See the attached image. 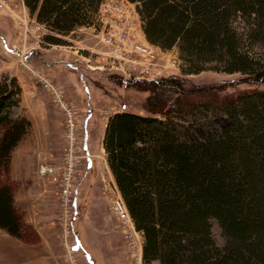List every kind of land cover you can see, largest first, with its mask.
<instances>
[{"label":"trees","instance_id":"16d2710c","mask_svg":"<svg viewBox=\"0 0 264 264\" xmlns=\"http://www.w3.org/2000/svg\"><path fill=\"white\" fill-rule=\"evenodd\" d=\"M101 1L22 0L52 44L95 19ZM125 1L136 4L146 40L162 51L177 45L189 68L150 80L112 76L146 94L143 113H114L103 137L109 170L143 236V261L264 264V60L251 55L264 45V0ZM236 17L247 22L243 35L232 26ZM207 63L239 75L189 83L187 75ZM19 95L14 78L0 77V229L33 244L39 238L14 204L18 185L9 171L31 128L15 114Z\"/></svg>","mask_w":264,"mask_h":264},{"label":"rangeland","instance_id":"374dc122","mask_svg":"<svg viewBox=\"0 0 264 264\" xmlns=\"http://www.w3.org/2000/svg\"><path fill=\"white\" fill-rule=\"evenodd\" d=\"M130 5L136 10V4ZM131 19V31L123 42L125 49L133 47L137 43L151 47L154 50V57L158 60L157 68L161 77L181 75L186 70L188 71V64L179 57L180 53L177 45L165 51L160 50L146 40L140 16L135 12V15L133 14ZM33 21L21 0H0V30L4 35L7 34L8 38L13 39L12 44L15 48L27 49L31 46L36 48L35 50H37L40 56L36 57L34 66L31 65L30 68H27L28 73L36 86L47 96L50 104L61 118L63 149L58 162L53 167H38L40 175L45 177L48 174L50 178H53L55 183V193L52 196L55 201L56 215L54 226L57 230L56 237L61 255L65 263L68 261L69 255L71 259H75L79 264H87L85 262V258H87L86 254H89L94 261L97 259L98 262L103 261L105 263V260H108L105 254L111 251L116 257L117 264H133L132 250L121 231L118 221L109 210V186L111 182L115 184V181L105 167L104 155L101 154L99 149L97 134L101 128L106 126L109 116L122 110V104L126 107L123 108L126 110L124 112L143 113L141 105L146 94L132 89H125L112 78L115 75H122L126 70H130V72L138 71L139 66L138 64H129L127 60H115L112 58V55L115 54V48H109L108 45L101 42L95 19H89L85 25L75 28L67 35L57 36L59 42L55 44L49 43L45 39L47 35H52L47 30L44 32L42 41L36 40L32 29ZM246 23L243 18L236 17L232 21V26L239 34L243 35L246 31ZM244 36L242 42L244 45H248V40L245 41L246 38ZM251 55L264 60V45L254 47ZM174 59L176 60L175 68L171 64ZM46 61L60 64L52 69L50 66H47ZM68 62L76 67L77 69L75 70L77 71H73V78L63 84L57 79L56 75L61 71H69L67 67L63 66ZM218 68V64L207 63L203 66V70L200 73L189 74L187 75V79L189 83L193 84H212L218 80L231 79L239 75H228L221 72ZM215 69L217 70L215 71ZM34 74L47 78L52 86L59 89L62 93V100L74 111L77 124L78 151H76L75 157H73L77 165L74 169L70 170V177L75 190L78 187L86 158L84 157V152L81 150V118L85 103L90 101L94 109L91 121L94 130V140L91 141L94 143L90 149L95 164V171H92L93 178L90 180L93 188L83 186L81 194L76 201L77 207L74 209L72 216L70 233L67 232L66 226L69 208L59 196V178H61L63 172L62 166L64 165L65 156L68 151V143L65 136V115L53 100L51 92L41 87L37 76ZM154 76L157 77V73H154ZM209 117H212V114ZM49 168L52 169L51 173H41V170ZM211 235L215 244L221 247L224 239L220 228L214 220H211ZM69 243L74 244L76 253L69 252ZM151 264L158 263L152 262Z\"/></svg>","mask_w":264,"mask_h":264},{"label":"crops","instance_id":"0c3cea01","mask_svg":"<svg viewBox=\"0 0 264 264\" xmlns=\"http://www.w3.org/2000/svg\"><path fill=\"white\" fill-rule=\"evenodd\" d=\"M22 1V0H21ZM13 39L0 30V77L14 78L20 89L18 106L15 114L25 117L31 124L30 131L13 149L10 157V178L17 183L14 193V204L22 212L25 222L31 226L39 237L38 242L26 244L8 235L0 229V264H66L60 252L57 240L55 219L54 181L47 174L45 177L38 172L39 166H55L63 149L61 137V118L50 104L47 96L33 82L27 68L35 65L37 50L21 53L14 49ZM39 58V57H38ZM19 61V62H18ZM52 69L60 63L46 61ZM63 66L69 69L59 72L56 77L63 84L73 78L77 71L71 63ZM89 106V107H87ZM122 110L126 108L121 105ZM94 109L91 102L85 103L81 118L82 148L86 156L83 172L75 190L74 209L83 186L93 188L94 160L90 149L93 146L94 130L92 117ZM105 127L98 131L99 149L104 155L105 167L111 174L105 158L103 137ZM86 152V154H85ZM114 179V178H113ZM87 264H117L113 253L106 252L108 260L94 261L86 254ZM119 258V257H118Z\"/></svg>","mask_w":264,"mask_h":264},{"label":"built area","instance_id":"2783aa9c","mask_svg":"<svg viewBox=\"0 0 264 264\" xmlns=\"http://www.w3.org/2000/svg\"><path fill=\"white\" fill-rule=\"evenodd\" d=\"M131 3L125 0H102L95 17V24L97 25V31L101 42L108 45L109 48H115V54L112 58L115 60H127L129 64H138L139 70L122 73L123 77L132 79H154L160 76L157 68V59L154 57V50L141 43L134 44L133 47L125 49L124 41L128 37L132 27V16L135 15L134 7H131ZM2 8V5H1ZM132 8V9H131ZM32 29L35 33L37 41H42L46 28L43 24L38 23L33 17ZM14 49L21 55V53H29L36 48L34 46L25 49ZM117 51V52H116ZM149 54V55H147ZM115 60H113L115 62ZM175 68L176 60L171 63ZM156 67V68H155ZM172 68L171 66H169ZM177 67V66H176ZM99 68V67H97ZM133 69V68H132ZM140 71V73H139ZM157 73V77L154 76ZM36 75V74H34ZM41 87L51 92L53 100L58 104L59 108L65 115V136L68 143V151L65 156L63 172L61 178H59V196L65 205H68L69 213L66 220L67 232L70 233L72 228V216L74 213V194L75 188L70 177V170L74 169L77 165L75 157L77 148V124L75 121V114L71 107L62 100V93L55 86L51 85V82L42 76L36 75ZM161 77V76H160ZM120 112V110H119ZM110 117V116H109ZM108 117V118H109ZM107 123V122H106ZM84 157H86L84 155ZM52 172V169H43L41 173ZM109 210L118 221L121 231L127 240L132 253L133 264H146L142 259V246L143 236L142 233L135 229L134 224L130 218L127 208L118 192L117 187L113 182L109 186ZM68 250L70 253H76L74 244H68ZM67 264H79L75 259H71L68 255Z\"/></svg>","mask_w":264,"mask_h":264},{"label":"bare ground","instance_id":"6f19581e","mask_svg":"<svg viewBox=\"0 0 264 264\" xmlns=\"http://www.w3.org/2000/svg\"><path fill=\"white\" fill-rule=\"evenodd\" d=\"M28 49V48H27ZM24 51H27L26 49Z\"/></svg>","mask_w":264,"mask_h":264}]
</instances>
